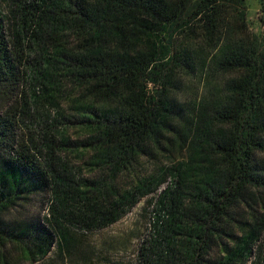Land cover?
<instances>
[{"label": "trees", "instance_id": "16d2710c", "mask_svg": "<svg viewBox=\"0 0 264 264\" xmlns=\"http://www.w3.org/2000/svg\"><path fill=\"white\" fill-rule=\"evenodd\" d=\"M5 1L0 264H96L107 252L88 234L149 197L154 228L136 264H264V40L248 32L247 0ZM206 69L227 77L216 94L168 96L177 73ZM27 82L77 88L92 179L61 156L67 140L19 136ZM171 147L176 161L140 172L143 154ZM36 198L43 215L29 212Z\"/></svg>", "mask_w": 264, "mask_h": 264}, {"label": "rangeland", "instance_id": "374dc122", "mask_svg": "<svg viewBox=\"0 0 264 264\" xmlns=\"http://www.w3.org/2000/svg\"><path fill=\"white\" fill-rule=\"evenodd\" d=\"M248 32L264 40V12L261 10L260 0H247ZM8 4L0 0V11L5 12ZM178 38H180L178 36ZM201 39H194L199 43ZM226 76L213 75L210 70L197 71L194 75L186 76L177 73L167 86L168 96L181 104H193L200 102L210 94H216L221 88ZM30 80L26 77L25 81ZM51 87V85H49ZM56 88L42 92V88L27 82L21 86L15 107L18 110L20 123L18 134L28 141L29 138L40 139L43 135L52 134L59 141L67 140L68 151L61 152V156L69 161L76 169V175L83 179H92L94 171L89 165L90 150L85 148L88 134L82 128L76 117L75 102L81 99V94L70 84H61ZM150 92L161 89L160 85L150 83ZM34 100L31 110L27 112L26 101ZM25 101V103H24ZM24 111V112H22ZM179 158L178 150L170 149V152L153 150L149 155H142L140 172L154 171L157 167L170 165ZM155 205L151 198L143 199L126 217L110 228L88 234L86 241L91 247L104 248L107 252L104 258L96 261V264H113L114 261H122L124 264H136V254L143 240L150 237L155 222ZM41 210V204L36 198L29 208L33 214ZM11 213V212H10ZM10 249L5 248V251ZM15 258L18 253L14 254Z\"/></svg>", "mask_w": 264, "mask_h": 264}]
</instances>
